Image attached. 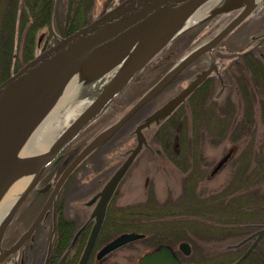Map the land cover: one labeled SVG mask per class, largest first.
<instances>
[{"label":"water","instance_id":"1","mask_svg":"<svg viewBox=\"0 0 264 264\" xmlns=\"http://www.w3.org/2000/svg\"><path fill=\"white\" fill-rule=\"evenodd\" d=\"M207 1L122 0L72 33L57 37L56 42L39 51L16 72L0 82V193L13 175L24 170L32 174L29 183L19 193L9 211L0 221V260L20 246L42 215L45 207L13 245L7 249L1 247L6 227L12 221L25 197L35 187L45 167L89 124L108 109L155 55L178 35L193 27L188 24L189 19ZM54 3L55 0H52L50 20H52ZM253 9L255 6L250 4V0H223L215 6L206 19L236 10L238 12L210 39L197 45L180 58L116 122L89 141L59 176L55 188L60 186L69 172L92 149L156 95L181 69L203 53H210L221 40L251 14ZM208 73L209 70H206L198 74L185 88L135 127L136 145L102 189L89 201V203L96 201L95 208L90 215V218H94V223L77 264H87L109 201L136 155L144 145H147L142 130L152 123L158 125L165 120L202 83ZM100 78L105 80L100 89L57 134L48 149L38 154L17 158L21 145L70 85L82 80L84 82L80 86L81 89ZM76 96L71 101L72 104ZM233 151V148H230L217 161L209 173L210 176L217 173L228 162ZM263 236L264 223L259 224L253 233L233 245V247H238L251 241L241 256L231 264H240L254 250ZM143 237V233L122 232L105 243L97 251L95 257L100 260L119 247ZM178 249L184 256L191 253L190 244L186 241L180 242ZM137 263L183 264L175 250L164 243L144 252L138 257Z\"/></svg>","mask_w":264,"mask_h":264},{"label":"trees","instance_id":"2","mask_svg":"<svg viewBox=\"0 0 264 264\" xmlns=\"http://www.w3.org/2000/svg\"><path fill=\"white\" fill-rule=\"evenodd\" d=\"M83 1L90 0H66V12L57 26L63 36L88 22L79 12V5ZM51 4L52 0H0V8H3L0 9V82L34 57L37 43L41 41L38 34L43 29L51 31ZM18 51L21 55H18ZM17 56L21 58L18 64L14 62ZM247 58L240 61L234 59L228 66L236 65L239 72L234 76L237 84L244 82L240 87L238 85L241 97L237 104L230 98H226L223 103L213 102L221 109V115L205 116L206 111L202 109L206 101L202 96L204 86L197 89L188 100L195 119L213 120V130L218 132L220 138L229 137L233 144L236 142L234 155L224 165L228 169L229 179L215 190L198 192L193 182L194 165L173 156L172 160L179 169H191L192 172V175L186 177L185 200L176 206L158 210L146 204L137 207V211L123 210L118 214L111 212L110 205L97 246L106 232L137 231L145 235L140 241L151 247L159 243L173 245L178 240L191 243V254L181 257L184 264H230L244 252L246 248L241 246L215 258H201L193 252L196 248L189 235L209 243L216 238L220 241L229 238L239 240L264 223V70L252 54ZM243 61H246L244 67H247V73H250L248 82L245 76L247 73L238 67ZM226 108H231V111L227 113ZM173 121H176L174 117L163 123L156 134L164 150L176 135L171 130L173 127H168ZM148 208L155 211L148 212ZM124 222L126 226H123ZM260 241L240 264H264V236ZM67 243L68 239L63 248ZM74 262L75 259L69 254L64 256L63 264Z\"/></svg>","mask_w":264,"mask_h":264},{"label":"rangeland","instance_id":"3","mask_svg":"<svg viewBox=\"0 0 264 264\" xmlns=\"http://www.w3.org/2000/svg\"><path fill=\"white\" fill-rule=\"evenodd\" d=\"M92 1L98 9H101V6L102 8H109L110 2L113 1L112 5H114L119 0H90V2ZM3 3L5 4V2ZM86 3L87 1L81 2V4L79 5V12L82 16L87 18L88 21H91L94 17H96V11L94 7H92V9L90 10L87 9L88 11L86 12V14L81 12V10L84 9V4ZM66 8V0L55 1L52 32H49L47 29H43L38 34V37H41V44L39 48H36L35 53L40 51L41 48L47 47V45H50L51 43H54L56 41V38L54 37L59 36V30H57V26L59 27L60 19H62L64 13L66 12ZM237 12L238 11L236 10L230 12L231 14L227 13L224 15H220L223 16L222 19L215 21L211 20L206 23V25L203 23L204 21L202 23L195 24L185 35H183L184 32L178 35L165 50L167 51L168 49L172 51V54L170 53L171 58L168 60H170L171 62L175 60L178 61L181 55L184 56L197 45L207 41L222 27H224L237 14ZM262 38H264V2L255 6V9H253L251 14L236 29L229 33L217 46V55L215 61L218 63V66L221 67V71L225 72L224 75L228 86L219 91L220 88L218 89L219 85H216V79H212L211 85L213 86V90L211 91L210 95L208 94L207 98L205 97L206 101L202 108L204 112L206 111L205 116H209L211 114L213 116H216L218 113H220L221 115V109L213 102L223 103L226 102V98H230V100H235V104H237V101L240 99L241 96L239 95V87L241 83L244 82L240 81V83L237 84L238 82L234 77L235 74L239 73L238 70H236V65L228 67L229 63L231 64L234 59L238 61L242 60V58L248 59L247 57H250V54H252L254 59L257 62L261 63L264 70V40H262ZM49 40L51 43H48ZM19 53L20 52L18 51V55H21ZM244 53L245 55L242 57ZM20 61V56H17L14 60L15 63L17 62L16 64L20 63ZM244 62L246 61L240 63L238 67H241L247 73V67H244ZM208 65V58H202V60H200V62L197 64V66ZM196 68L197 67L194 66L188 71H185L183 73L184 75L182 74V77L190 76ZM165 69L166 68L162 69L161 71L157 70L155 64L151 61L150 64H148L144 68V70L141 71L132 80L128 87L116 98L111 107L99 117V120H97V122H95L93 125H91V127L84 131L83 136L87 135V133L91 129H101L116 121L150 86L154 84V82L160 77ZM249 75L250 73H247L245 75L247 78V82L249 79ZM181 80L183 81V84L186 83L184 78L180 79V82H182ZM175 84L176 85H172L170 88L163 91L161 94L147 103L144 107H142L136 114V116L131 118V120L124 125V129L121 130L118 135H116L112 139L115 141L118 140L119 142L121 141L119 150L124 151L126 147L130 146L133 143V139L124 137L125 133L134 129L135 125L142 117L147 115L154 108L164 102L169 96L179 90V87L181 88L180 85L179 87L177 86L178 83ZM83 89L84 87H82L79 92ZM209 96H215V98H213L215 100H210ZM83 100H85V98ZM85 103L84 101L83 103H80L77 110H80V108H82ZM225 110H227V113H229L231 111V108H226ZM174 120L176 121L170 122L168 127L170 129L171 127H173L171 130L172 132H175L176 135H174L176 137L169 145H167L165 150L164 148H162L159 135H156L154 138L148 135L150 147L154 151V153H152V151H149V149H144L139 154L137 159L133 162L117 187L116 195L113 197L111 203L112 213L118 214L123 210L132 209L137 211L139 209L137 207L141 208L142 205L145 206L146 204H148L149 206H153V208L155 207L156 210L162 207H169L171 205L176 206L178 204H181L180 202L185 200L184 196L187 192L186 177L190 174L192 175V172L190 171L191 169L185 171L179 169L172 160L173 156L177 157L178 160H182L184 163L194 165L196 169L194 168L193 170V182L195 181L194 184L198 192H208L213 189L215 190L219 187H222L229 179L228 169L224 166V168L222 167L213 176H210L209 173L217 163V161L230 148H235V146L237 145L236 142L235 144H233L230 141L229 137L227 139L220 138L218 132L213 130V120H210L209 122V119H195L193 113H191L189 105L185 107L182 106L174 114ZM257 121L259 120L257 119ZM260 125L261 123L259 124V126ZM153 131H155V128L150 131V135L151 133H153ZM121 132L122 134L124 132L123 138L120 136ZM160 137H162V133H160ZM173 146H175V148H173ZM118 164V161L112 160L111 162L109 161L104 165L96 166H99L102 169L101 173L103 172V175L101 174V177L102 179H104V177L108 176V173L105 176L104 172H107V170L110 168L111 171H113L116 166H118ZM91 177H93V175ZM98 178L100 179V176H98ZM93 184L98 185V182L95 181L93 182ZM75 193L76 192H74L73 195H75ZM78 207L80 208V205L78 203H76L75 206L73 205L71 207H68L67 214L68 216L74 218L75 222L78 221V223H80L86 216V211L79 209ZM153 208H148V212L152 213V211H155V209ZM136 225L139 226L138 222H136ZM123 226H126V222H124ZM254 231H252L251 233H253ZM119 233L121 232H115L111 234L110 238L112 239ZM188 233L191 232L189 231ZM250 234H248L247 236H249ZM247 236L239 240H233L232 238H229L227 240L224 239L220 241V239L216 238V240L209 243V241L203 242L200 238H195V235H189V237H191L194 241L196 248V250L193 252L201 258L208 259L224 255L230 250H235L239 246L233 247V245H236ZM181 241L186 240H178L173 245L169 244L174 248L180 258L184 256L182 252L178 250V244ZM250 242L251 241H248L245 244L241 245L243 246V249L244 247L247 248ZM260 243L262 242L260 241ZM191 245L192 244L190 243V246ZM154 247H151L150 245H147L140 240H136L113 251L100 262L94 260L92 264H138V257Z\"/></svg>","mask_w":264,"mask_h":264},{"label":"flooded vegetation","instance_id":"4","mask_svg":"<svg viewBox=\"0 0 264 264\" xmlns=\"http://www.w3.org/2000/svg\"><path fill=\"white\" fill-rule=\"evenodd\" d=\"M120 1L121 0H119L118 2H120ZM112 3H113V1L110 2V7L113 6ZM84 5H85L84 9H82L81 12L86 14V12L88 10H90V9H92V7H94V9L96 11V17L101 15L104 11H106L107 9L110 8V7L109 8L108 7L102 8V6H101V9H98L95 6V4H93V1L92 2L87 1V3ZM222 17L223 16H220V15L212 16V17L204 20L203 23L206 25V23H208L209 21L219 20V19H222ZM190 30H187L186 32H184L183 35H185ZM58 33H59V36H62L60 31H58ZM54 38H56V37H54ZM49 42H50V40L48 41V43ZM40 44H41V42L37 43L38 48H39ZM219 44L220 43H218L212 49V51L210 53L209 52L203 53L202 55H200L199 57L194 59L192 62H190L188 65H186L183 69H181L179 71V73L176 74L175 77H173V79H171V81L166 86H164L156 95H154L151 99H149L146 103H144L138 110H136L110 136H108L98 146H96L94 149H92L69 172V174L65 177V179L63 180V182L60 184V186L58 188H55V185H56V182H57L59 176L64 172V170L67 168V166L70 164V162L74 159V157L83 149V147L86 146V144L89 141H91L97 134H99L102 130H104L105 128H107L111 124H113L115 121L113 123H111L110 125L105 126L101 129H96V130L91 129L87 133V135L83 136L84 131H86L89 127H91V125H93L95 122H97V120H99V118H98L93 123L88 125L79 134L78 137H76L71 143H69L59 153V155L45 167V169L41 173L39 180L37 181L35 187L25 197L24 201L22 202V204L17 209L12 221L7 226V228L5 229L3 239L1 241L2 248L7 249L11 245H13L23 235V233L26 232V230L29 228V226L32 224V222L35 220L37 215L41 212L43 207H45L43 212H42V215H41L38 223L34 227V229L22 241L20 246L15 251L10 253L9 255L4 256L0 260V264H63V259H64V256L66 254H69L70 257H72V259H75V262L73 264H77L78 259H79L80 255H81V253L85 247V244L87 242V239L89 237L90 231H91L93 223H94V218H90V215L95 208L96 201L93 203H89V201L91 200V198L96 193H98L102 189L104 184L109 180V178L116 171V169L120 166V164L128 157L131 149L136 145V134L134 132L135 127L140 122H142L148 115L153 113L155 110H157L163 104H165L169 99L174 97L180 90L185 88L191 80H193L198 74L202 73L203 71L209 70V73L207 74L205 79L186 98L185 102L180 104L174 111H172V113L165 119L166 121L173 118L174 114L182 106L185 107L188 105V100L190 99V97L194 94V92L197 89L204 86L202 88V91H203L202 96L204 98L205 97L207 98L208 94L210 95L211 91L213 90V86L211 85L212 79H216V81H217L216 85L217 86L219 85L218 89L220 88L219 91H221L223 88H226L228 86L227 82H226L225 75H224L225 72L221 71V67H219L218 63L215 61L216 55H217V53H216L217 46ZM166 48H168V46L165 47L161 52H159L152 59V62L155 64V67L157 68V70L161 71L162 69L166 68L165 71L160 75V77L155 82H157L161 78V76L164 75L177 61V60H175V61L171 62L170 60H168L171 58L172 51H170L168 49H167V51H165ZM245 53L242 55V57L245 55ZM181 56H183V55H181ZM181 56L179 58H181ZM202 58H208L209 59V65L208 66H197V64L200 62V60H202ZM229 65H230V63H229ZM194 66H196L197 68L194 69V71L192 72V74L190 76H187V77L183 76L182 77V74L185 71H188L189 69L193 68ZM182 78L185 79L186 83L183 84L182 80H181L182 82H180V79H182ZM104 82H105L104 78H100L97 81L87 85L86 87H84L83 90H81L79 92V94L76 96V99L74 100L73 104L71 103L72 106L69 110L70 118H73V116H75V114L78 111L77 109H78L80 103H83V101L85 103V102L89 101L91 98H93L95 93L100 89V87L102 86V84ZM175 83H178V85H177L178 87H179V85L181 86V88L179 87V90H177L174 94L169 96L164 102H162L159 106L154 108L147 115L142 117L137 122L134 129L125 133V136L123 135L124 132H123V134H122V132L120 133V136L122 138L124 136V137L133 139V143L130 146L126 147L124 149V151L119 150L120 149L119 145H120L121 141L119 142L118 140L115 141L112 139L116 135H118V133L121 130L124 129L123 128L124 125L126 123H128V121H130L131 118L136 116V114L139 112V110L142 107H144L147 103H149L151 100H153L159 94H161L163 91L170 88L172 85H176ZM217 90H216V92H217ZM84 98H85V100H83ZM213 98H215V96H213V97L211 96L210 100L211 99L215 100ZM164 121H162L158 125H156L155 123H152L148 127L144 128L142 130L143 135L145 136L147 145H144L142 147V149L136 155L133 162L137 159L139 154L144 149H149V151H152V153H154V151L150 147L149 136L154 138L156 136L160 126L162 125V123ZM65 124L66 123H64V125ZM154 126H156V127H154ZM154 128H155V131H153V133H151V135H150V131ZM175 137L176 136H174V138ZM173 148H175V146H173ZM112 160L118 161L119 162L118 166H116V168L113 171H111V168H110L107 170V172H104V175L106 176V174L108 173L107 174L108 176L104 177V179H102V177H101V174L103 175V172L101 173L102 169L96 165L101 166V165L108 163L109 161L111 162ZM133 162H132V164H133ZM92 175H93V177H91ZM98 176H100L101 180L98 178ZM95 181L98 182V185L93 184V182H95ZM86 185H89L90 187L86 186ZM85 186L89 187V188H86ZM95 188H97V189H95ZM116 191H117V188L115 190L113 197L116 195ZM74 192H76L75 195H73ZM113 197L111 198V200L109 201V203L107 205L105 216L103 219V223H104V220L106 218L108 209L110 208V205L112 203ZM74 203L75 204L78 203L80 205V208L79 207L78 208L86 211L85 212L86 216L84 217V219H82V221L80 223H78V221L75 222V219L68 216V214H67V208L71 207L73 205L75 206ZM60 218H62V219H60ZM103 223H102L99 235L97 237V241L100 238ZM110 237H111V234L109 232H106L104 238L101 240V243L98 246H97V242H96V245L94 246V248L90 254V257L87 261V264H92L94 262V260H96L95 256H96L98 249L101 248L105 243H107L111 239ZM66 239H68V243L63 248V244L66 241ZM103 259L96 260V261L100 262Z\"/></svg>","mask_w":264,"mask_h":264},{"label":"bare ground","instance_id":"5","mask_svg":"<svg viewBox=\"0 0 264 264\" xmlns=\"http://www.w3.org/2000/svg\"><path fill=\"white\" fill-rule=\"evenodd\" d=\"M222 1L223 0L207 1L193 13V16L189 19L188 24L194 26L195 24L202 23L206 20L208 13ZM263 2L264 0H250V4L252 6H257ZM83 82L84 81L82 80L76 81L74 84L70 85L66 91H64L55 105L49 110L46 117L39 122V124L32 130L30 135L21 145L19 152L17 153V158H21L26 155L38 154L49 148L57 134H59L64 126L72 119L69 115V110L72 106L70 103L78 94L80 86ZM64 123L66 124L64 125ZM31 177L32 174L30 171L24 170L19 172L17 175H13L6 182L0 193V221L9 211L19 193L29 183Z\"/></svg>","mask_w":264,"mask_h":264}]
</instances>
